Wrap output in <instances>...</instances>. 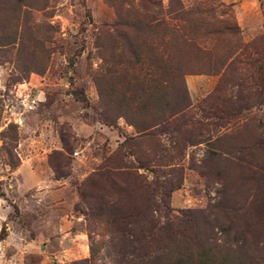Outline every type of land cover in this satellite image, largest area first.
Returning a JSON list of instances; mask_svg holds the SVG:
<instances>
[{"label": "rangeland", "instance_id": "rangeland-1", "mask_svg": "<svg viewBox=\"0 0 264 264\" xmlns=\"http://www.w3.org/2000/svg\"><path fill=\"white\" fill-rule=\"evenodd\" d=\"M258 78L264 0H0V264H264Z\"/></svg>", "mask_w": 264, "mask_h": 264}, {"label": "trees", "instance_id": "trees-1", "mask_svg": "<svg viewBox=\"0 0 264 264\" xmlns=\"http://www.w3.org/2000/svg\"><path fill=\"white\" fill-rule=\"evenodd\" d=\"M170 35L172 36V33H170ZM171 39H174V38L171 37ZM171 39H169V40H171ZM261 69L262 68H260L259 70H261ZM258 79H259V81L257 82L258 83L257 85H258L259 88L255 92H256V97L259 99L258 103L260 105H263V101H264V85L262 84L261 78H258ZM162 112H163L162 115H161V118L163 119L162 122H167L168 123L169 119L172 118L175 115L174 110L171 109L170 107H168V105L165 106V108H164V110ZM258 147L260 149L264 150V140L263 139L258 142ZM100 175H102V174H100ZM95 176H99V175H95ZM146 188L149 189L148 186ZM182 263H183L182 260H178L177 263H170V264H182ZM146 264H149V262H146ZM167 264H169V263H167Z\"/></svg>", "mask_w": 264, "mask_h": 264}]
</instances>
